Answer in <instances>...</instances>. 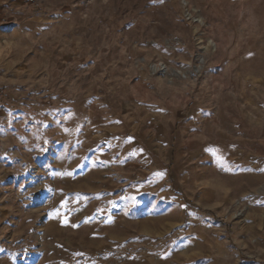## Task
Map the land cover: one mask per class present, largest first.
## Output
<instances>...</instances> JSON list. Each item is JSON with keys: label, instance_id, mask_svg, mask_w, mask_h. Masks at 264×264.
Instances as JSON below:
<instances>
[{"label": "rangeland", "instance_id": "1", "mask_svg": "<svg viewBox=\"0 0 264 264\" xmlns=\"http://www.w3.org/2000/svg\"><path fill=\"white\" fill-rule=\"evenodd\" d=\"M0 264H264V30L230 0H0Z\"/></svg>", "mask_w": 264, "mask_h": 264}, {"label": "clouds", "instance_id": "2", "mask_svg": "<svg viewBox=\"0 0 264 264\" xmlns=\"http://www.w3.org/2000/svg\"><path fill=\"white\" fill-rule=\"evenodd\" d=\"M230 7L239 9L248 21H254L257 31L264 30V12H258L255 8H246L245 0H230Z\"/></svg>", "mask_w": 264, "mask_h": 264}, {"label": "bare ground", "instance_id": "3", "mask_svg": "<svg viewBox=\"0 0 264 264\" xmlns=\"http://www.w3.org/2000/svg\"><path fill=\"white\" fill-rule=\"evenodd\" d=\"M225 132V129L223 128L221 131H219V133H218V142H217V144L219 145V144H222L223 142H225L226 140H227V138L225 137V135H226V133H224ZM219 150H222V147H221V149H219Z\"/></svg>", "mask_w": 264, "mask_h": 264}]
</instances>
